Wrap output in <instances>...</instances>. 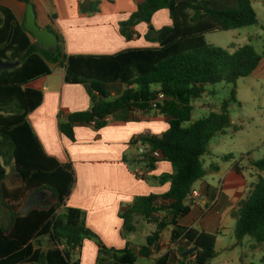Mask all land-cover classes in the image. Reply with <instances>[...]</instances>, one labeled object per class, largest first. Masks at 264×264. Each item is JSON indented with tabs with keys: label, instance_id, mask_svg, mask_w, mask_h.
<instances>
[{
	"label": "trees",
	"instance_id": "1",
	"mask_svg": "<svg viewBox=\"0 0 264 264\" xmlns=\"http://www.w3.org/2000/svg\"><path fill=\"white\" fill-rule=\"evenodd\" d=\"M98 4L92 1L81 8L93 12ZM162 9L168 11L171 24L156 30L151 20ZM142 22L148 25L145 39L156 46L112 55H67L58 34V46L44 51L24 22L0 5V60L19 61L12 69L0 70V264H80L85 239L98 247L94 264H137L139 258L149 259L160 249L161 233L168 227H172L170 241L180 255V264H209L214 258L216 234L184 227L179 219L191 211L188 195L206 173L203 157L210 141L229 128L236 129L230 105L237 102V82L254 72L264 51L258 53L250 43L234 45L232 51L215 47L207 43L205 34L257 25L258 16L252 0H143L128 19L119 22L121 36L127 41L138 36L135 26ZM49 64L63 67L65 82L83 84L91 99L88 110L66 116L59 113L58 129L69 140H74L75 125L92 124L100 129L117 113H123L125 120L130 114L151 112L167 119L169 127L161 135L145 133L130 140V148L145 145L140 161L135 152L123 156L133 170L141 163L152 171L159 161L172 167L171 173L153 177L161 185L169 183L168 191L136 197L121 208L122 237L136 230V217L155 225L138 249L131 248L128 241L123 249L107 247L86 226L84 212L66 205L75 183L74 169L70 162L60 163L44 152L27 119L41 104L42 93L23 87L48 75ZM219 82L231 85L230 97L219 111H210L189 124L194 100ZM160 93L163 99H157ZM231 158V154L220 157L224 161ZM252 165L261 175L231 210V217L236 240L248 237L264 250V156ZM8 166L13 172L11 183L7 181ZM209 168L218 170L214 163ZM234 168L240 172L237 164ZM43 190L50 192L51 203L24 213L29 195ZM2 208L9 218L7 224L2 222ZM193 247L195 251L183 256ZM189 257L192 261L187 263ZM170 258L167 252L151 264H168Z\"/></svg>",
	"mask_w": 264,
	"mask_h": 264
},
{
	"label": "crops",
	"instance_id": "2",
	"mask_svg": "<svg viewBox=\"0 0 264 264\" xmlns=\"http://www.w3.org/2000/svg\"><path fill=\"white\" fill-rule=\"evenodd\" d=\"M92 1L99 3L98 10L83 11L82 4L88 6ZM142 1L29 0V3L34 7L37 24L62 38L64 52L67 55H112L130 48L156 46L144 37L148 32L146 23L142 22L135 26L138 36L129 41L119 32V22L128 19L136 10L137 4ZM261 2L264 4V0ZM0 5L10 8L18 22H24L27 4L17 0H0ZM151 23L156 30L170 25L168 11L166 9L157 11ZM252 34L256 37L258 31L255 30ZM247 35L250 41L252 35L249 33ZM49 67L51 72L48 75L41 76L23 87L42 93L41 104L28 114L27 119L44 152L60 163L70 162L74 169L75 183L66 205L84 212L86 226L96 233L107 247L123 249L128 241L131 248L137 249L142 246L135 243L136 239L132 235L137 232V227L126 237L121 235L123 226L121 208L130 205L136 197L168 191L169 183L161 185L153 177L171 173L172 167L169 162L159 161L155 169L149 171L143 179L134 175L133 169L124 161L123 156L125 153L135 152L134 148L129 147L133 137L145 133L161 135L165 132L169 127L167 119L161 114L151 112L130 114L125 120L123 113H117L108 118L107 124L100 129H95L92 124L75 125L74 140H69L58 129L59 113L62 112V115L66 116L73 112L88 110L91 107V99L83 84L65 82L63 67L57 64H49ZM250 77L264 82V57ZM236 99L242 104L243 101L239 99L237 92ZM208 104L204 101L193 102V113L197 109L206 116L210 111H219L209 108ZM194 120L196 119L192 115L189 124ZM231 121L236 129L229 128L210 141L208 154L203 157L204 164L205 160H209L210 163L208 162L207 168L204 167L206 169L204 177L197 181L200 184L199 188L195 187L197 182L193 185L197 195L189 204L191 205L189 215L180 218L179 224L216 234L215 256L209 264H245L253 260L264 264V250L261 247L255 246L248 237L241 241L236 240L235 220L231 217V210L237 207L249 191L251 183L256 182L257 177L261 175L252 165L257 159L254 158L251 149L244 151L237 143L235 152L231 150L222 152L226 151V148L218 153L211 150V143L215 138L216 145L222 149L227 145L228 139L225 135L228 131L236 135L243 129V118L237 121L231 117ZM260 122H264V119L261 118ZM263 143L264 141L261 142ZM225 154H231L232 158L221 160L220 157ZM212 163L217 164L218 170L209 168ZM235 164L240 172L235 170ZM216 179H219L220 192L215 196ZM233 192L236 193L235 204L229 200V194L232 195ZM212 221L215 223L209 228ZM139 222L136 217L135 226ZM171 229L172 227H168L161 233L158 243L160 249L149 259L138 261L139 263L151 264L155 258L168 252L171 255L168 264H180V255L170 241ZM166 234L169 238L164 239ZM97 252L95 242L85 239L81 248L80 264H94ZM191 261L192 257L186 260L187 263Z\"/></svg>",
	"mask_w": 264,
	"mask_h": 264
},
{
	"label": "rangeland",
	"instance_id": "3",
	"mask_svg": "<svg viewBox=\"0 0 264 264\" xmlns=\"http://www.w3.org/2000/svg\"><path fill=\"white\" fill-rule=\"evenodd\" d=\"M252 7L254 11L256 12L258 16V24L245 27V28H239V29H233L228 31H212L207 34H205V39L207 43L219 47L222 49H228L230 51L233 50V46L238 45H244V44H252L255 48V50L258 53H263L264 50V4H262L261 0H252ZM259 26L261 28H259ZM255 30L258 31V35L253 36L252 33L255 32ZM251 34L252 38L250 41H248V35ZM254 37V38H253ZM230 91H231V85L227 84L225 82H219L214 85H210L207 88L206 93H204L201 97L194 100V102L197 101H204L205 103H209L207 106L209 108L220 109L221 103L228 99L230 97ZM236 92L239 95V99L243 102L242 104H239V102L233 103L230 106H233L230 108V114L231 117L237 121H239L241 118L244 119V125L243 129L238 134H231V132L228 131V133L225 135L228 139L226 147L219 148L218 145H216V139L213 140L211 143V150L214 152H228L231 150V152H235V144L237 143L239 147H243L244 151L246 150H252L253 156L255 159H260L264 156V143L261 144L262 141H264V122H260V119H264V82L262 81H256L250 76L241 78L237 82V89ZM211 105V106H210ZM205 113L201 114L199 113V110H195L193 113V117L197 120L201 118ZM251 118H253L251 121ZM187 125V124H186ZM221 135V134H219ZM235 137L237 140H235ZM228 148V149H227ZM234 156L239 157V155H236V153H233ZM210 163L209 160H205L204 167L207 168L208 164ZM8 171V183H11L13 181V172L10 166L7 167ZM259 177H257L258 180ZM256 180V181H257ZM199 182L195 184L196 188H199ZM219 185V179H216L214 186H215V196L218 195V192H220V189L218 187ZM224 192V191H223ZM44 196L40 198V204L41 205H49L51 203V194L48 190H43ZM229 200L235 204L236 202V193L233 192L232 195L229 194ZM3 212V218L2 222L4 224H7L8 222V216L5 209H1ZM138 221H140L137 224V232L134 234L132 233L133 237L136 239L135 243L138 245H144L145 244V238L146 235L150 234L154 230V225L146 223L141 217H138ZM215 221H212L210 226L214 225ZM169 238V235L166 234V237L164 239ZM133 241V240H132ZM248 250V246H246ZM138 249V248H137ZM146 261V259H139L138 261ZM252 262L256 264H263L258 260H253ZM141 264V263H137Z\"/></svg>",
	"mask_w": 264,
	"mask_h": 264
},
{
	"label": "water",
	"instance_id": "4",
	"mask_svg": "<svg viewBox=\"0 0 264 264\" xmlns=\"http://www.w3.org/2000/svg\"><path fill=\"white\" fill-rule=\"evenodd\" d=\"M25 28L34 36L35 43L38 47H40L44 51H52L58 46V38L56 34L49 30L48 28H41L36 22L35 10L32 3H28L26 5L25 11V20H24ZM19 64V61L14 63L9 61H1L0 60V70H7L16 67ZM44 196L43 191L33 192L29 195L26 204L23 208V212L27 213L33 207L40 205V198ZM191 204V201L190 203ZM196 248L188 249L183 256H188Z\"/></svg>",
	"mask_w": 264,
	"mask_h": 264
},
{
	"label": "built area",
	"instance_id": "5",
	"mask_svg": "<svg viewBox=\"0 0 264 264\" xmlns=\"http://www.w3.org/2000/svg\"><path fill=\"white\" fill-rule=\"evenodd\" d=\"M164 95L162 93L157 95V99H163ZM135 154L137 155V161H140L142 159V154L145 152V145L138 144L135 148ZM149 170L145 168L141 163H137V166L133 170V173L136 177L139 178H145L148 174ZM197 192L193 189L190 194L188 195V198L190 201H193V199L196 197Z\"/></svg>",
	"mask_w": 264,
	"mask_h": 264
}]
</instances>
